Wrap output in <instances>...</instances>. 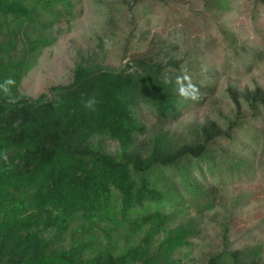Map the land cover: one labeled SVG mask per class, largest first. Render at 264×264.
Masks as SVG:
<instances>
[{
  "label": "trees",
  "instance_id": "16d2710c",
  "mask_svg": "<svg viewBox=\"0 0 264 264\" xmlns=\"http://www.w3.org/2000/svg\"><path fill=\"white\" fill-rule=\"evenodd\" d=\"M72 7L70 0H0V19L18 28L27 21L47 26ZM27 43L20 59H0V264H174L173 252L194 231L179 224L154 248L155 237L175 200L190 205L191 194H202L188 161L208 157L217 126L202 127V140L179 147L160 131L143 153L134 147L146 132L136 107L149 106L163 121L183 105L166 64L144 58L121 68L78 63L70 82L49 88L51 96L30 98L18 95L20 81L51 39L36 35ZM13 47L9 40L0 52ZM243 94L253 109L264 108V90ZM96 136L117 141L120 154L94 145ZM120 239L125 244L118 251ZM207 264L257 263L247 250L224 248Z\"/></svg>",
  "mask_w": 264,
  "mask_h": 264
},
{
  "label": "rangeland",
  "instance_id": "374dc122",
  "mask_svg": "<svg viewBox=\"0 0 264 264\" xmlns=\"http://www.w3.org/2000/svg\"><path fill=\"white\" fill-rule=\"evenodd\" d=\"M70 1L71 13L51 25L27 21L18 28L0 19V45L14 41L13 49L0 52L2 63L20 59L27 38L51 39L23 75L18 95L51 96L49 88L70 82L78 63L121 68L144 58L166 64L165 76L184 90L183 105L175 118L163 121L149 106H137L146 132L137 136L134 147L144 153L160 131L174 147L194 143L210 123L219 135L209 144L208 157L188 161L194 179L204 186L202 194H191L190 205L175 200L154 248L184 224L194 232L187 245L173 252L174 264H207L224 248L247 250L257 264H264V108L253 109L243 94L264 90V5L257 0ZM93 143L120 154L118 142L106 136H96ZM178 192L189 194L182 186ZM209 201L207 208L203 203ZM124 244L120 239L118 251Z\"/></svg>",
  "mask_w": 264,
  "mask_h": 264
},
{
  "label": "clouds",
  "instance_id": "9594fccd",
  "mask_svg": "<svg viewBox=\"0 0 264 264\" xmlns=\"http://www.w3.org/2000/svg\"><path fill=\"white\" fill-rule=\"evenodd\" d=\"M183 91H184V90H183V89H181V92H182V93H183Z\"/></svg>",
  "mask_w": 264,
  "mask_h": 264
}]
</instances>
